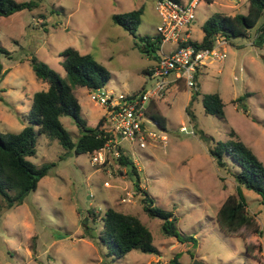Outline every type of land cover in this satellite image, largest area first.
<instances>
[{
  "label": "rangeland",
  "instance_id": "rangeland-1",
  "mask_svg": "<svg viewBox=\"0 0 264 264\" xmlns=\"http://www.w3.org/2000/svg\"><path fill=\"white\" fill-rule=\"evenodd\" d=\"M35 1L38 7L9 17H0V132L20 133L27 122L35 93L47 90L31 66L33 57L44 62L66 80L61 53L74 47L91 54L111 73L104 92L130 96L153 84L151 71L162 50L176 47L163 44L154 51L141 38L157 36L161 20L156 0H16ZM187 3L186 0H179ZM142 9L136 25L137 39L113 23L112 16ZM248 4L238 0H201L196 9L194 39L203 34L201 25L216 14H247ZM264 23V16L259 25ZM258 25V26H259ZM256 29L247 37L234 39L226 48L227 58L210 61L199 75L197 94L184 83L169 87L160 99L152 100L166 120V145L150 144L146 149L122 141L140 170L141 189L154 206L171 212L188 243L179 262L194 264H264V204L255 192L242 187L248 206L256 215L257 226L244 227L231 236L217 224V213L237 184L225 169L219 168L209 153L218 141L235 136L264 163V43L257 44ZM138 43L143 49L136 46ZM82 117L95 127L107 109L91 100V91L75 87ZM219 93L225 104V119L205 113L203 97ZM245 94L251 96L239 103ZM194 95V98H193ZM194 99V100H193ZM74 141L80 129L70 117L61 119ZM185 126L194 135L180 132ZM149 129H156L147 122ZM203 135L211 141H206ZM107 149L103 165H91L89 154L60 159L64 150L45 135L37 138V154L29 158L37 166L56 163L24 204L8 210L0 196V262L2 264H169L183 245L162 232L163 221L144 211L142 195L120 170ZM230 161V160H229ZM108 183V186L105 184ZM128 194L131 202H123ZM108 208L137 216L150 229L159 255L132 251L124 257L108 256L109 250L91 238L101 230L100 218ZM86 219H89L88 221ZM87 222L89 229L83 225ZM262 235L255 234V228ZM90 234V235H89ZM246 246L262 248L253 260ZM255 253V252H254Z\"/></svg>",
  "mask_w": 264,
  "mask_h": 264
},
{
  "label": "trees",
  "instance_id": "trees-1",
  "mask_svg": "<svg viewBox=\"0 0 264 264\" xmlns=\"http://www.w3.org/2000/svg\"><path fill=\"white\" fill-rule=\"evenodd\" d=\"M208 1L212 2L213 0ZM248 4V12L245 15L216 14L211 16L203 24L204 37L202 41L191 40L188 44L197 49H212L221 37L229 43L236 38L247 37L250 30L258 28L260 20L264 16V0H248ZM37 7L38 4L35 1L0 0V17H9L15 13L33 10ZM142 13L143 10L139 9L115 14L112 16V20L115 25L122 27L134 39H137L136 25L140 24ZM263 34L264 25L259 27L257 38ZM141 41L153 46L154 51L160 49L162 45L159 37H144L141 38ZM136 46L143 49L138 43ZM0 51L8 54L4 49L0 48ZM61 58L62 67L69 80L49 68L38 58L31 59L30 66L36 78L47 84L48 89L35 93L32 106L24 116L27 126L20 133L0 132V196L6 202L7 209L11 210L24 204L28 195L37 190L39 182L56 166V163L37 166L29 160L37 154L39 135H45L48 139L58 142L65 151L60 156L61 160L69 156L71 152H74L75 155L89 154L92 156L110 146L112 149L109 151V155L121 171L126 170L125 175L131 179L138 193L142 195L143 209L146 214L162 220L163 234L168 238L176 239L183 245L182 251L176 254L169 263L181 264L180 257L188 252L185 246L188 243L193 244L195 238L181 234L174 215L155 207L149 192L141 189V179L133 157L130 151L118 144V138L109 127L107 117H102L95 127H90L82 117V107L74 88L81 87L90 91L104 88L111 80V73L94 56L82 54L74 47L65 49L61 53ZM0 72H2L1 67ZM146 90L147 88H142L133 95H142ZM197 91L194 93L197 94ZM249 96L251 95L245 94L236 100L245 113L248 110L239 101H244ZM203 107L206 114L225 119V104L219 93L204 96ZM63 117L73 119L80 129L81 135L77 141L73 140L70 132L64 127L61 121ZM146 117L156 123L161 130H166V120L159 113L155 103L151 102L148 106ZM203 137L205 138L204 135ZM205 140L209 142L212 139L206 137ZM114 151L120 154L119 158L114 156ZM209 153L218 167L227 170L237 184V195L229 196L217 213L216 220L220 229L231 236L244 227L257 226L256 215L250 210L242 187L259 195L262 204H264V163L234 133L231 139L218 141L210 146ZM89 214L94 217L93 222L95 223L100 218L101 230L97 236L92 235L91 238L109 250L108 256L115 255L121 258L132 251L160 254L154 244L152 232L137 216L112 208H108L101 217L94 215L92 211ZM83 225L90 228L87 222H83ZM255 234L261 236L262 231L256 227ZM245 250L253 260H258L257 255L262 253L260 246H246ZM0 264L2 263L0 262Z\"/></svg>",
  "mask_w": 264,
  "mask_h": 264
},
{
  "label": "built area",
  "instance_id": "built-area-1",
  "mask_svg": "<svg viewBox=\"0 0 264 264\" xmlns=\"http://www.w3.org/2000/svg\"><path fill=\"white\" fill-rule=\"evenodd\" d=\"M201 0H191L182 3L176 0H156L155 10L161 20L157 28V37L163 44H173L175 49L158 60L151 71V87L142 95H120L103 91V88L91 90V100L107 109L109 127L118 138V144L128 141L140 149H146L150 144L166 145L165 131L147 119L148 106L154 99L162 98L172 84L184 83L190 90H198L199 75L210 61L222 62L227 58L226 48L229 42L221 37L212 49H197L188 43L191 41L189 28L196 21V9ZM161 45V46H162ZM154 123L156 129H149L147 122ZM180 132L194 135V129L188 130L185 126ZM110 146L94 153L91 165H103L107 160V149ZM114 156L120 154L114 151ZM135 165L137 163L133 160ZM139 170V169H138ZM140 171V170H139ZM108 186V183L105 184ZM133 195L128 194L123 202H131Z\"/></svg>",
  "mask_w": 264,
  "mask_h": 264
},
{
  "label": "crops",
  "instance_id": "crops-1",
  "mask_svg": "<svg viewBox=\"0 0 264 264\" xmlns=\"http://www.w3.org/2000/svg\"><path fill=\"white\" fill-rule=\"evenodd\" d=\"M186 1H188L187 3H189L191 0H186ZM239 2L240 1H245V2H247V4H248V0H238ZM249 5V4H248ZM264 25V23L263 24H261V25H259L258 26V28H256V37H258V34H259V27H262ZM195 24H193L192 26H190V28H189V35H190V39L192 40V41H196V42H201L202 41V39H203V37H204V32H203V34L200 36L201 38H200V40H197V39H194L193 37H194V34H195ZM201 29L203 30V25H201ZM157 37V36H156ZM173 49H175V47L174 48H172V50ZM171 51V50H170ZM170 51H168V52H165L164 50H162V52H164V53H166V54H168ZM160 56V55H159ZM158 56V59L156 60V63L158 62V60L160 59V57ZM199 79V78H198ZM173 85H176V84H172L171 86H173Z\"/></svg>",
  "mask_w": 264,
  "mask_h": 264
},
{
  "label": "water",
  "instance_id": "water-1",
  "mask_svg": "<svg viewBox=\"0 0 264 264\" xmlns=\"http://www.w3.org/2000/svg\"><path fill=\"white\" fill-rule=\"evenodd\" d=\"M263 38H264V34L261 37L258 38L257 44H262L263 43ZM194 264H203V263H201L199 261H195Z\"/></svg>",
  "mask_w": 264,
  "mask_h": 264
}]
</instances>
